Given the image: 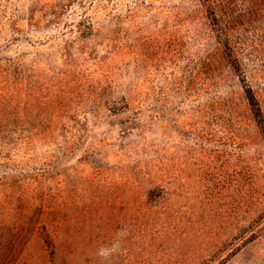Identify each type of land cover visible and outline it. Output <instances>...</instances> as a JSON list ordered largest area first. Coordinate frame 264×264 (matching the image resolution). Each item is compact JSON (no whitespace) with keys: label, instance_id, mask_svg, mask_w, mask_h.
<instances>
[{"label":"rangeland","instance_id":"374dc122","mask_svg":"<svg viewBox=\"0 0 264 264\" xmlns=\"http://www.w3.org/2000/svg\"><path fill=\"white\" fill-rule=\"evenodd\" d=\"M246 87L264 0H0V264H264Z\"/></svg>","mask_w":264,"mask_h":264},{"label":"trees","instance_id":"16d2710c","mask_svg":"<svg viewBox=\"0 0 264 264\" xmlns=\"http://www.w3.org/2000/svg\"><path fill=\"white\" fill-rule=\"evenodd\" d=\"M246 94H247V99L249 101V104H250L252 110L254 111L256 118L258 119L259 125H261L263 132H264V121H263L258 103H257L255 97L252 95L250 88L246 87Z\"/></svg>","mask_w":264,"mask_h":264},{"label":"clouds","instance_id":"9594fccd","mask_svg":"<svg viewBox=\"0 0 264 264\" xmlns=\"http://www.w3.org/2000/svg\"><path fill=\"white\" fill-rule=\"evenodd\" d=\"M117 247H118V245H113V248H112L111 250H109V249H101L100 254H101L102 256H106V255L109 254L110 251H114V250H116Z\"/></svg>","mask_w":264,"mask_h":264}]
</instances>
